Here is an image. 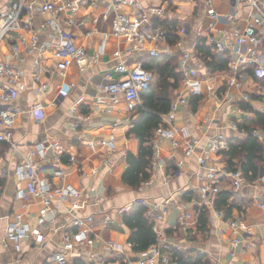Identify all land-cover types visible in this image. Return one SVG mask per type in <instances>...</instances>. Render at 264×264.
I'll return each mask as SVG.
<instances>
[{"label": "crops", "instance_id": "0c3cea01", "mask_svg": "<svg viewBox=\"0 0 264 264\" xmlns=\"http://www.w3.org/2000/svg\"><path fill=\"white\" fill-rule=\"evenodd\" d=\"M206 1L168 0L167 3L164 0H142L145 6L164 4L167 18L179 20L187 28L181 41L169 44V54L182 55L183 51L190 52L193 64L199 71L195 78L184 74L174 98L183 92L186 94L189 84L194 89L192 95H201V100L196 111L190 103L181 106L167 126L185 129L188 137L199 139L196 150L200 153L205 149L209 138L215 135L222 134L227 139L237 135L245 136V132L233 127V123L252 115L251 111H245L240 106L242 102L248 101L245 99L246 95L250 96L249 102L254 111L264 110L261 99H251L255 95L264 94V79L258 78L253 69H244L239 78L240 84L230 86L227 79L232 70L209 72L196 56L198 41L203 38L210 43L209 36L213 33L216 39L231 49L233 30L241 29L246 24L253 13L252 7L247 0H212V6L221 14L217 29L214 30L209 27V7ZM258 2L264 9V0ZM122 11L129 12L130 9L123 8ZM235 12L238 13L236 20H228L223 16ZM81 13H85L86 22L77 31L75 43L85 45L90 56L98 53L100 60L93 62L84 71L76 63H72L64 76L54 73L45 93H38L29 83L17 103L27 109L39 104L43 107L45 116L38 119L30 111L20 114L14 128L15 146L6 142L0 144V264H63L53 260L56 253L66 256L64 264H137L144 252H135L129 243L131 229L124 221L126 211L121 212V209L127 206L131 208L138 199L143 198L152 207L155 203L164 202L167 197L171 198V207L164 219L157 220L147 213L153 222L158 241L161 235L171 242L172 247L196 249L205 254L210 264H264V206L258 203L259 199L264 200V184L243 181L240 196L235 195L230 199L235 205L232 216L225 218L223 211L214 206L215 196L206 198L197 190L202 176L207 172L199 164L197 155H186L182 146L174 149L168 138L158 137L156 132L154 150L159 148L160 157L155 169L152 168L151 178L138 190L123 181L128 166L126 155L128 152L137 154L140 147L139 139L127 137L129 128L138 115L127 109L122 95L109 96L99 90L97 85L109 82L105 74L118 63L113 52L117 48L124 49L127 41L112 34V23L116 15L114 10L99 5L96 9H84ZM107 13L108 18L104 19L103 15ZM96 18L97 21L94 22ZM88 29H95L89 38L85 37ZM199 29L202 31L200 36L197 34ZM260 33L262 43L259 50L264 59V27ZM45 38L51 40L49 33ZM228 48L226 51L228 50L231 60H234V55ZM52 52V48L46 52L49 62L53 61ZM138 59L139 57L132 58L130 62L136 67L137 64L140 65ZM0 60L14 62L12 56L3 50L0 52ZM31 64L32 57L25 63L26 68L30 69ZM59 83L64 86L58 87ZM192 95H188L189 99ZM109 98L116 99V102L108 106L97 101ZM113 134L117 143L115 152L109 154L106 146H90V142L109 138ZM256 134L264 142V131L259 129ZM46 137L60 141L65 151L60 162L55 163L52 159L46 162L41 171L42 177L47 178L55 188L69 185L81 190L80 201L84 202V207L69 212L72 197H67L61 211L47 215L40 229L43 234L41 241L31 235L21 242L20 249L13 245L7 247L4 245L7 226L17 213L24 214L25 219L28 217L31 227L38 225V221L34 219L43 209L42 200L36 195L19 197V191L26 189L28 181L18 179L15 169L31 149ZM49 156H56L54 149H49ZM211 156L207 161V168L218 167L225 172H232L222 154ZM106 158L109 163H104ZM56 167L65 171L64 179L55 176ZM263 168L264 161L261 171ZM230 179L228 175L221 177L219 188L230 190ZM185 195L188 197L185 198ZM210 202L212 205H209ZM200 207L209 210V221L204 231L198 229L197 209ZM185 213L192 214L187 219L188 228L180 226L178 229L179 218ZM91 214L94 215L91 235L93 241L84 244L75 241L74 248L66 249L64 244L67 237L77 231L72 225L74 215ZM235 219L250 228L248 231L239 230L238 236L242 242L237 247L232 246L234 235L229 225ZM110 240L114 245L109 243ZM249 241L252 246L245 249L244 244ZM169 250H163L168 259Z\"/></svg>", "mask_w": 264, "mask_h": 264}, {"label": "built area", "instance_id": "2783aa9c", "mask_svg": "<svg viewBox=\"0 0 264 264\" xmlns=\"http://www.w3.org/2000/svg\"><path fill=\"white\" fill-rule=\"evenodd\" d=\"M247 1L252 7L253 13L241 29L233 30L231 49L227 44L216 39L214 33L209 36L210 43L216 45L219 51L224 52L228 48L234 55V60L229 62L232 73L227 80L230 86L240 84L239 78L246 68L253 69L258 78L264 79V59H262L259 50L262 43L260 31L264 27V9L258 0ZM164 2L168 3V0H164ZM206 4L209 7V27L215 30L221 14L212 6V0H207ZM99 5H104L107 9L115 11L112 34L119 38L123 37L127 41V45L124 49L117 48L113 52V57L118 63L105 74L109 82L98 84L97 87L112 97L117 94L122 95L126 100L127 109L132 112L140 103L141 92L148 89L153 83L154 74L138 64L135 67L130 59H137L145 54L151 56H158L162 53L169 54L171 48L167 42L168 33L176 34L181 41L187 31L184 24H173V20L167 18L164 4L145 6L142 0H0V52L3 50L14 59V62L0 60V144L6 142L15 146L14 128L20 114L30 111L38 119L45 116L43 107L39 104L27 109L17 103L20 94L27 89L29 83L35 87L38 93H45L49 89V79L54 73L64 76L66 69L72 63H76L80 70L84 71L93 62L100 60L98 53L90 56L85 45L75 43L77 31L86 22L85 13H81V11L96 9ZM123 8L130 9V11L123 12ZM223 16L228 20L238 19L237 12L226 13ZM103 18H108V13L104 14ZM154 18H164L170 22L153 27ZM96 21L97 18L94 19V22ZM94 32L95 29L86 30L85 37H91ZM47 33L51 40L45 38ZM197 34L202 35V31L199 29ZM4 45H6V50H4ZM51 48L53 61L49 62L46 52ZM30 57H32V64L30 69H27L25 63ZM179 68L189 78H195L198 75L199 69L193 64L191 53L188 51H183ZM70 85L73 86V84ZM63 86V83L58 84L60 88ZM187 87L188 92L179 94L173 100L170 111L163 115L162 124L156 130V136L168 138L174 149L182 146L186 155H197L199 164L207 169L206 175L202 176V182L197 187L201 195L211 199L219 192L220 178L228 175L233 182L234 196H240L242 182L245 181L240 169L235 172H225L218 167H206L212 154L219 156L223 151L229 149L228 139L224 135L220 134L209 138L205 149L200 153L196 150L199 139L188 137L185 129L167 126V123L175 118L176 111L181 106L189 104L188 95H192L194 89L189 84ZM208 88L211 89L210 86ZM249 98L250 96L246 95L245 99L249 101ZM97 101L110 106L111 103L116 102V99H99ZM233 127L238 129L236 121L233 123ZM99 145L106 146L109 154L115 152L117 150L115 135L90 142L92 148ZM51 148L56 152V156L53 158L49 156ZM64 151V146L60 141L46 137L38 142L17 165L15 176L20 180L28 181L26 189L19 191V197L27 198L36 195L41 198L44 206L39 216L34 219L38 221L35 228L31 227L30 219L28 220V217L25 219L24 214L17 213L15 215L7 226L4 237L5 246L13 245L16 249H20L21 242L31 235H35L38 241H41L43 234L40 229L47 215L61 211L67 197H72L69 212L84 207V202L80 201L81 190L69 185L55 188L47 178L41 175L46 162L50 159L55 163L60 162L64 157ZM159 157L160 150L157 148L154 150L153 169H155ZM104 163H109V159L106 158ZM54 174L60 179H64L66 176L65 171L59 167L55 168ZM255 182L264 184V172ZM137 202L147 206L148 215L157 220L164 219L171 207L170 197H167L162 203H155L152 207L149 201L144 198L138 199ZM258 203L264 206V200L259 199ZM209 205H212V202ZM129 209V206L123 207L121 212H127ZM190 216H192L191 213H185L179 218V225L184 229L188 228L187 219ZM93 222V214L74 215L72 225L77 228V231L67 237L64 247L66 249L74 248L75 241L81 244L91 243L93 241V237H91ZM229 225L234 235L232 246L237 247L242 242L238 236L239 230L246 229L248 231L250 228L239 219L231 220ZM159 239L143 253L137 264H169V259L163 254V250H169L173 248V245L166 237L160 235ZM109 243L114 245L112 240ZM251 246L250 241L244 244L245 249H250ZM232 253L234 254V251ZM53 260L63 264L67 261L63 253H56Z\"/></svg>", "mask_w": 264, "mask_h": 264}, {"label": "trees", "instance_id": "16d2710c", "mask_svg": "<svg viewBox=\"0 0 264 264\" xmlns=\"http://www.w3.org/2000/svg\"><path fill=\"white\" fill-rule=\"evenodd\" d=\"M171 3V2H170ZM168 19L154 18L152 26L167 24ZM173 24H180L179 20H173ZM179 37L169 32L167 42L176 44ZM196 56L199 58L209 72L219 71L231 72L229 62L231 56L228 51L221 52L217 46L208 43L201 38L196 46ZM180 54L170 55L162 53L158 56L145 55L138 59L140 66L153 72L154 81L151 86L141 92L140 103L135 109L138 117L132 122L127 137L136 138L140 141L137 154L128 152L127 169L123 175V181L133 189H140L142 184L152 176V164L154 158V136L156 130L162 124L163 115L171 109L175 99V91L184 79V72L179 68ZM264 102V94L253 96ZM201 95L194 94L190 98V106L194 111L198 108ZM243 110L252 112L251 116H245L238 123L241 132L245 136H232L228 138L229 149L222 152V155L232 172L240 169L245 181L254 182L261 174V164L264 161V142L256 131H264V110L254 111L249 101L240 104ZM231 187L233 182L230 179ZM188 195H185L187 198ZM234 197L232 188L230 190L219 188L214 197V206L222 210L225 218L232 216L234 204L230 201ZM198 229L204 231L209 221V210L205 207L197 209ZM148 207L137 202L125 213L124 221L131 229L129 243L135 252H145L149 247L158 241V235L154 230L153 222L147 215ZM180 229V225L178 226ZM169 263L172 264H210L205 254L196 249H179L176 247L169 250Z\"/></svg>", "mask_w": 264, "mask_h": 264}, {"label": "water", "instance_id": "95a60500", "mask_svg": "<svg viewBox=\"0 0 264 264\" xmlns=\"http://www.w3.org/2000/svg\"><path fill=\"white\" fill-rule=\"evenodd\" d=\"M263 172H264V168H263L262 171H261V175L263 174Z\"/></svg>", "mask_w": 264, "mask_h": 264}, {"label": "rangeland", "instance_id": "374dc122", "mask_svg": "<svg viewBox=\"0 0 264 264\" xmlns=\"http://www.w3.org/2000/svg\"><path fill=\"white\" fill-rule=\"evenodd\" d=\"M153 1H156V0H153Z\"/></svg>", "mask_w": 264, "mask_h": 264}]
</instances>
